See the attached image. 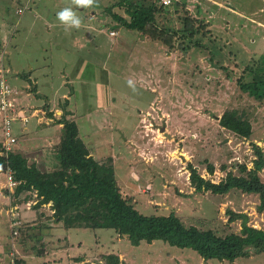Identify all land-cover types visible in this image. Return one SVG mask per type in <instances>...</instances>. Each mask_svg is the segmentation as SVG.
<instances>
[{"label": "rangeland", "instance_id": "1", "mask_svg": "<svg viewBox=\"0 0 264 264\" xmlns=\"http://www.w3.org/2000/svg\"><path fill=\"white\" fill-rule=\"evenodd\" d=\"M117 1L92 0L85 6L77 0H0V79L19 92L9 98L16 96L15 107L29 118L13 133L31 136L16 134L14 151L42 171L59 169L63 126L53 125L74 120L89 152L112 163L121 192L140 212L173 211L187 225L224 234L240 229V219L228 223L231 208L245 213L248 224L264 228L257 197L197 192L187 168L190 163L204 179L218 183L229 169L239 173L241 165L252 167L251 143L264 152V100L242 92L238 81L247 76L246 65L264 54V0H185L183 8L157 13L156 24L175 33L172 47L114 20L111 12L124 15ZM232 5L243 12L235 13ZM64 9L74 12L79 26L58 19ZM187 13L197 27L192 37L184 30ZM36 67L53 74L42 85L53 96L50 101L42 89L36 93ZM96 101L103 102L101 115L91 121L84 114ZM232 109L249 119L248 138L219 125L222 113ZM1 144L0 154L7 155ZM209 165L213 170L207 174ZM8 170L0 173V264L17 258L37 264L35 250H49V264H104L109 253L118 255V264H264V251L254 247L232 262L203 260L190 248L162 240L135 246L113 229H67L51 218V201L27 208L36 191L16 195L15 185L6 181ZM260 176L264 181V168ZM16 223L32 225L26 241L19 227L13 234ZM39 242H45L42 249ZM33 243L37 247L28 250ZM77 256L81 262L76 263Z\"/></svg>", "mask_w": 264, "mask_h": 264}, {"label": "trees", "instance_id": "2", "mask_svg": "<svg viewBox=\"0 0 264 264\" xmlns=\"http://www.w3.org/2000/svg\"><path fill=\"white\" fill-rule=\"evenodd\" d=\"M185 2L179 1L173 6L183 8L186 6ZM115 6L122 8L124 15L111 12L110 7L108 12L126 29L138 31L168 47L174 45L175 33L155 22V15L167 9L158 5L157 0H118ZM194 21L188 13L183 17L184 30L188 37L197 32ZM245 70L248 77L243 75L241 80H238L240 90L256 100H264V54L257 62L247 64ZM11 88L13 95L19 94L14 87ZM13 95V98L16 97ZM218 122L221 127L239 136L248 138L251 135L252 126L249 119L237 110L224 111ZM57 123H62L63 126L58 149L59 169L42 171L34 162L28 163L24 155L14 149L7 155L0 154V173L9 168L13 178L19 182L15 186V194L18 195L24 190L36 191L38 201L34 208L51 201V208L54 210L51 218L55 222H62L65 228L113 229L119 235H125L135 246L142 241L149 243L162 240L171 246L190 248L203 260L232 262L238 257L248 256L250 247H254L257 252L264 251V228L248 224V216L245 213L235 212L231 208L227 209L228 223L240 219V229L224 234H219L212 228L187 225L173 211L168 214L140 212L131 199L121 192L112 163H106L101 157L94 158L90 154L78 136L76 122L64 118ZM251 145L255 155L252 167L247 169L241 165L239 173L229 169L218 183L201 177L189 163V181L194 190L209 191L220 196L232 191L251 194L258 199L256 210L264 215V181L260 176V171L264 168V152L256 143ZM207 168L212 172V165ZM18 227L23 236L21 240L26 241L30 236L27 231L32 225L24 226L22 223ZM33 248L35 244L30 246V249ZM105 258L108 261L104 264H118L120 260L118 255L113 253L105 255ZM13 264L27 263L22 258H17Z\"/></svg>", "mask_w": 264, "mask_h": 264}, {"label": "built area", "instance_id": "3", "mask_svg": "<svg viewBox=\"0 0 264 264\" xmlns=\"http://www.w3.org/2000/svg\"><path fill=\"white\" fill-rule=\"evenodd\" d=\"M179 1L183 0H157V4L163 7L170 8ZM110 34L114 35L115 31H110ZM11 92L12 88L9 87L3 79H0V141L2 142V149L6 152H9V150H13V147L16 145L17 137L15 132L13 133L15 124H19L20 127L21 125L25 126L29 120L22 108L15 107L13 102L14 98H9L11 97ZM209 173L210 172H207V174ZM201 176L205 178V175ZM221 177H219V181L222 179ZM6 181L7 183H9L8 186H16L19 183L13 178L10 170L7 171ZM36 203L37 200L28 201L27 208H32ZM18 226V223L13 226L16 228L13 231L14 235L18 233Z\"/></svg>", "mask_w": 264, "mask_h": 264}, {"label": "crops", "instance_id": "4", "mask_svg": "<svg viewBox=\"0 0 264 264\" xmlns=\"http://www.w3.org/2000/svg\"><path fill=\"white\" fill-rule=\"evenodd\" d=\"M212 1H214V2H216L217 4H220V3H222V1L223 0H212ZM211 4V3H210ZM232 9L234 10V12L235 13H237L238 12V14H241V12H243L242 10H239V8H237L236 6H233L232 5ZM240 12V13H239ZM240 16V15H239ZM241 17V16H240ZM262 31V30H261ZM262 38V37H261ZM29 65H30V63H29ZM44 67H46V63H45V65H44ZM38 68L36 67V75H35V83H36V85H37V89H36V93H38L39 94V90H41L43 87H42V85L45 83V82H47L48 81V74H50V76H53V74L52 73H50V70H49V73H48V71H46V68H43V67H41V68H39L38 70H37ZM42 69H44V70H42ZM51 88V87H50ZM53 93L55 92V89H54V86H53V90L52 89H50ZM22 94V93H21ZM41 94H43L44 96H48L49 97V92H46L45 90L43 91V89H42V93ZM52 95H51V93H50V97H51ZM50 97H49V101L51 100L50 99ZM53 97V96H52ZM101 103H103L102 101L100 102V101H96V103H94V105H92V106H88L89 107V109L90 110H87V112H85V114L84 115H87V116H89L90 118H91V121H96L97 120V118H98V116L99 115H101V113L98 111L101 107H102V105H101ZM86 108H87V106H85ZM16 125V124H15ZM18 126V125H17ZM54 127H58V128H60V124H54L53 125ZM15 128V127H14ZM15 132V131H14ZM26 131H24V133L23 132H21L20 130H18L17 131V133L16 134H18V137L19 136H21V134L23 135L22 136V138L23 137H27L28 138V136H29V134L27 135V132L25 133ZM17 136V135H16ZM29 137H31V136H29ZM91 149V148H90ZM90 154H91V152H90ZM92 155V154H91ZM32 197V196H31ZM30 197V198H31ZM29 198V197H28ZM35 199L34 200H37L38 201V198L35 196L34 197ZM42 204H45V203H42ZM41 204V205H42ZM36 205V204H35ZM33 209H34V206L32 207ZM31 208V209H32ZM33 212H34V210H32ZM30 213H32L31 211H28V212H26L25 214L26 215H29ZM29 216H31V215H29ZM67 229H71V228H67ZM67 229H64V230H67ZM73 229V228H72ZM117 234V233H116ZM62 236H63V238H62V240L65 242V244L64 245H66V246H68L69 245V241L67 240V238H66V236L64 235V233L62 234ZM35 243H33V245H34ZM37 245L38 244H35V247H37ZM39 247H41V249L45 246V242H39V245H38ZM34 249V248H33ZM33 249H31V250H33ZM61 249V248H60ZM28 250H30V246L28 247ZM40 250V249H39ZM35 252H36V254L34 255L36 258H35V260H34V262H37V264H49V263H45L46 262V260L49 258V250L48 251H44L43 253L42 252H39L38 253V250H35ZM51 254V253H50ZM77 259H78V261H76V263H78V262H81L82 261V259L79 257V256H77ZM80 259V260H79ZM39 262V263H38Z\"/></svg>", "mask_w": 264, "mask_h": 264}, {"label": "clouds", "instance_id": "5", "mask_svg": "<svg viewBox=\"0 0 264 264\" xmlns=\"http://www.w3.org/2000/svg\"><path fill=\"white\" fill-rule=\"evenodd\" d=\"M77 3L87 6L92 3V0H77ZM57 17L61 22H70L73 26H79L80 24V19L74 14L71 9H64L59 11L57 13Z\"/></svg>", "mask_w": 264, "mask_h": 264}]
</instances>
